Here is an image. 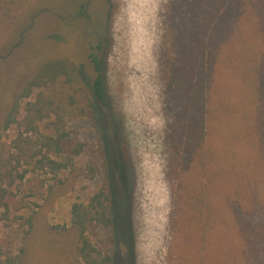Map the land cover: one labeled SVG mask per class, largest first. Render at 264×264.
Listing matches in <instances>:
<instances>
[{"label": "rangeland", "instance_id": "rangeland-1", "mask_svg": "<svg viewBox=\"0 0 264 264\" xmlns=\"http://www.w3.org/2000/svg\"><path fill=\"white\" fill-rule=\"evenodd\" d=\"M199 11L198 0H0V158L7 156L5 149L18 134L16 124L4 128L10 105L43 66L58 60L75 64L81 82L79 95L89 107L90 82L96 75L89 53L102 54L111 103L102 115L109 126L114 156L123 157L130 208L124 214L130 217L135 248L131 263L127 247L121 245L117 264H201L202 256H207V264H216L217 259L230 264L229 254L235 247L243 251L250 233L254 230L257 235L254 224L264 221V207L257 205L259 201L264 204V167L253 140L259 135L252 126L247 132L246 102L237 80L240 73L235 59L238 53L247 54L240 26L229 30L218 71L208 78L206 114L202 116L201 108L191 114L185 109L196 80L192 57L196 26L192 23ZM253 20L254 13L242 24L250 28ZM102 35L106 40L98 51ZM170 58L178 67L175 77ZM39 92L43 90L35 88L29 99ZM27 100L20 98V116ZM52 120L42 121L40 130L52 133ZM187 122L193 132L203 133L206 128L208 144L217 153L209 157L211 177L228 168L222 179L224 190L231 196L238 190L242 194L243 208L230 201L227 204L231 219L225 230L230 234L212 233L203 243L206 254L196 247L199 235L194 243L199 233L191 226L195 223L189 203L194 193H189V200L180 197L178 171L186 169L191 158L184 144L192 138L183 129ZM65 126L84 145L70 169L56 173L28 157L19 163L12 160L11 166L25 175L8 186V210L0 208L2 264H20L23 246L27 249L24 264H78L73 234L59 233L53 227L70 225L73 203L88 200L104 184L105 168L101 130L93 112L68 114ZM188 146L192 148V140ZM57 158L64 161V156ZM91 165L99 168L94 175ZM190 174L191 179L188 173L184 177L193 184L195 174ZM246 221L253 224V230L242 229ZM111 235L110 229L99 227L92 238L98 247L115 253ZM227 238L234 239V249L226 244ZM249 260L242 254V264Z\"/></svg>", "mask_w": 264, "mask_h": 264}, {"label": "trees", "instance_id": "trees-1", "mask_svg": "<svg viewBox=\"0 0 264 264\" xmlns=\"http://www.w3.org/2000/svg\"><path fill=\"white\" fill-rule=\"evenodd\" d=\"M198 1L200 11L198 15L195 13L196 18L192 23L196 26L192 55L196 60L194 67L196 80L193 93H191L192 97L188 99L185 109H189L191 114V111L201 108L202 116L203 113L206 114L208 78L218 71L221 51L226 45L230 34L229 30L240 26L243 32L242 42L247 46V54L238 53L235 59L240 73L237 80L239 79L241 84L242 96L247 108L244 110V113L247 114L243 116L247 124L250 125L247 132L251 130L252 126L253 131L259 135L256 138L257 141L255 138L253 140L258 146L260 165L264 167V0ZM252 13H254V26L252 25L250 28L243 26V20ZM186 32L188 33V29ZM105 40V36L102 35L96 46L98 51L103 50ZM250 44L251 49L249 48ZM212 46L214 52L210 50ZM101 56V53H89L96 74L90 82L92 100L88 101L89 107L85 102L82 103V98L79 95L81 82L78 67L67 60L51 61L45 64L40 74L24 88L10 105L11 108L9 107L4 121V128L16 124L18 134L5 149L7 156L0 158V208L5 207L8 210L6 201V197L10 193L8 186H12L17 177L23 178L25 175L20 173L17 167L11 166L13 165L12 160L19 163L21 159L28 157L35 160L40 168H49L56 173L63 169H70L74 165V159L83 151L84 145L66 129V116L71 113L85 115L92 111L96 125L101 130V153L105 168V182L88 200L73 203L71 222L68 227L54 226L53 229L59 233L63 231L69 235L73 234L78 264H117V259H120L121 245L127 247V256H129V262L132 263V259L134 261L135 257V248L130 233V217L128 216L127 219L124 214L125 210L127 209L129 212L130 208L127 206L126 176L122 170L123 157L119 154L114 156L109 138V126L102 115L103 110L111 109V103ZM170 60H172L171 66L173 65L171 74L175 77L178 67L175 68V61L173 63L175 59L170 58ZM185 61L188 62L187 56ZM186 69L188 70V66ZM35 88L42 89L43 92H39L33 100L29 99ZM23 97L28 100L25 102L23 115L20 116V98ZM51 118H54L52 120L53 132L49 134L42 132L40 123ZM183 129L187 130L192 138L184 141L187 150L191 151V158L186 169L178 171L180 190L182 188L180 197L189 200L191 199L189 193H194L193 200L189 203V206L193 210L195 209V211L192 210L191 216V220L195 224L191 226L194 229L197 227L199 230L194 243H197L199 235L200 242L196 247L200 254H206L203 243L212 233L214 235H216L215 232L217 235L230 234L228 230H225L230 226L228 219H231L227 216V204L230 201L231 204L243 208L242 194L238 190L234 196H231L226 189L224 190L222 179L228 168L223 173L211 177L209 157H215L217 153L208 144L206 128L203 133L198 129L193 132L187 122ZM191 140L194 148L188 146ZM13 149L14 151H12ZM52 153L57 157L64 156V161L53 157ZM183 156L187 159L185 154ZM180 160H182L181 157ZM193 160H198V164L193 165ZM89 170L94 175L99 171V168L91 165ZM186 173L190 175V179L192 178L190 173L195 174L193 184L189 183L190 179L184 177ZM246 205L252 207L250 202H247ZM257 205L264 207L261 201ZM4 215L7 216V211L4 212ZM124 223L127 224L126 228L123 227ZM255 224L256 236L253 224L246 221L242 226V229L253 230V234L249 232L250 236H247L246 244H243V251L237 250L236 247L234 249L233 246H236L234 239L227 238L226 244L230 243L234 249L229 254L230 264H242V254L249 257L248 264H264V221L261 220ZM30 226L34 228L32 220ZM99 227L108 228L112 232L110 239L115 244V253L110 248L98 247L93 241L92 235ZM20 254V264H24L27 254L26 246H23ZM206 258L207 256H202L201 264H207ZM223 260L217 259L216 264H224ZM0 264H2L1 260Z\"/></svg>", "mask_w": 264, "mask_h": 264}, {"label": "bare ground", "instance_id": "bare-ground-1", "mask_svg": "<svg viewBox=\"0 0 264 264\" xmlns=\"http://www.w3.org/2000/svg\"><path fill=\"white\" fill-rule=\"evenodd\" d=\"M136 44V43H135ZM139 46V45H138ZM144 59V58H143ZM139 66V65H138ZM130 109V108H129ZM150 147V146H149ZM152 149V148H151Z\"/></svg>", "mask_w": 264, "mask_h": 264}]
</instances>
